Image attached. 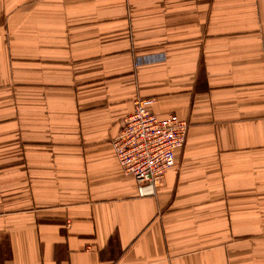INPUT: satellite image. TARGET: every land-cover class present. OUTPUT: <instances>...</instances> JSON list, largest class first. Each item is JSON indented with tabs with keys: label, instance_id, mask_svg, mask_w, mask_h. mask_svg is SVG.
<instances>
[{
	"label": "crops",
	"instance_id": "obj_1",
	"mask_svg": "<svg viewBox=\"0 0 264 264\" xmlns=\"http://www.w3.org/2000/svg\"><path fill=\"white\" fill-rule=\"evenodd\" d=\"M137 98L189 123L152 196ZM0 264H264V0H0Z\"/></svg>",
	"mask_w": 264,
	"mask_h": 264
},
{
	"label": "built area",
	"instance_id": "obj_2",
	"mask_svg": "<svg viewBox=\"0 0 264 264\" xmlns=\"http://www.w3.org/2000/svg\"><path fill=\"white\" fill-rule=\"evenodd\" d=\"M154 101L137 98L112 140L117 161L135 179L140 196L156 194L167 172L176 166V152L185 146L189 131V123L176 114L159 118L152 110Z\"/></svg>",
	"mask_w": 264,
	"mask_h": 264
}]
</instances>
